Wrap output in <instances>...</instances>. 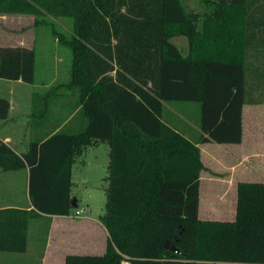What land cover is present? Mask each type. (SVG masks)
Here are the masks:
<instances>
[{
  "label": "trees",
  "instance_id": "trees-1",
  "mask_svg": "<svg viewBox=\"0 0 264 264\" xmlns=\"http://www.w3.org/2000/svg\"><path fill=\"white\" fill-rule=\"evenodd\" d=\"M202 8L183 0H0L2 14L72 19L67 86L77 89L84 119L21 155L0 139V169L28 167L32 205L0 208V252L26 251L31 220L69 214L71 167L103 142L105 250L67 254L64 264H264V182H237L233 220L198 216V144L240 142L242 106L264 103V0H203ZM178 35L185 54L171 40ZM34 73L33 47L0 45V78L32 83ZM174 101L190 111L197 135L167 108ZM9 106L0 96V118Z\"/></svg>",
  "mask_w": 264,
  "mask_h": 264
},
{
  "label": "crops",
  "instance_id": "crops-1",
  "mask_svg": "<svg viewBox=\"0 0 264 264\" xmlns=\"http://www.w3.org/2000/svg\"><path fill=\"white\" fill-rule=\"evenodd\" d=\"M6 15L9 14L0 13V18ZM0 45H24L27 47H33V44H26L23 42H3L0 43ZM34 85L35 76L32 83L22 82L21 80H7L0 78V96H5L10 105L7 117L0 118V139L5 144L10 146L11 149L18 155L28 151L31 141L39 140L41 138L44 139L59 129L76 131L84 123V119H82V114L79 110V105H77L75 101L71 107H69L70 102L63 100L65 94L61 91L54 93L51 97V100L53 101L58 100L57 109L44 114L43 112H40L38 114L40 115V118L36 119L37 102L35 98L39 96L41 92L38 91L39 87L36 88ZM166 106L174 113L175 116H178L177 113L182 110L179 107H183L184 105L172 103L166 104ZM247 108H250V110H256L257 112H263L264 103L244 104L242 106V135L240 142H204L198 144L200 149V158L204 165V169L200 172L199 182V218L202 175L204 171L206 172L210 168L204 164L202 159L204 151L212 148L216 150L222 149V152L219 151L214 154L211 152L208 159L214 167L219 166L226 171V174L223 177H217L219 180L218 184L221 186V191L218 193L224 195L233 188L234 202H236V184L238 181L245 180L264 182V124L260 125V123H253L250 121L247 126L245 118ZM180 118L182 119V117ZM184 120L191 126L192 130H194L197 135L199 130L198 126L193 121L192 123L188 122L187 118ZM186 127L187 126H185V128ZM100 144H105V147L103 148H105L106 153L105 166L107 175V165L110 159L109 145L107 143L100 142L89 147H98ZM83 152L81 154H83ZM39 155L40 152L38 150L36 159H40ZM41 159L46 158L45 156H42ZM251 159H255V162L253 163V161H250ZM252 165L255 166V176L250 178L246 177L249 171L253 172V169H251ZM106 175L104 176V180ZM28 177V167L6 171L0 169V181L4 180L6 182L3 185L0 184V189L4 190L5 195L14 196V199L12 198L10 202L0 203V208L19 207L29 209L32 207L28 194ZM8 179H11L10 181L14 182L8 184ZM213 179L214 180H211H216L214 176ZM71 180L74 183L72 177ZM18 182L20 183V186L18 185ZM5 190H9L10 193L6 194ZM209 212L210 211L207 213ZM100 215L97 216V218L84 216L81 218L82 220H70L69 214L51 215L48 228L43 238L40 240L38 239V241L34 239L31 243L27 241L26 251L22 253L0 252V264H64V258L67 254H101L105 250L108 232L106 227L100 221ZM234 216L235 203L231 218L216 219L212 217H205V219L233 220Z\"/></svg>",
  "mask_w": 264,
  "mask_h": 264
},
{
  "label": "rangeland",
  "instance_id": "rangeland-1",
  "mask_svg": "<svg viewBox=\"0 0 264 264\" xmlns=\"http://www.w3.org/2000/svg\"><path fill=\"white\" fill-rule=\"evenodd\" d=\"M187 8L202 12L203 0H183ZM72 19L66 16H52L46 13L35 16L30 14H9L0 18V43L23 42L33 44L35 51V85L39 87L38 91L46 95L44 101L36 108V119L40 118V112L47 113L57 109L58 100H51L54 93L61 91L65 94V101L70 102V106L77 101V89L67 86L70 79L71 71V51L67 43L64 42L71 38ZM172 42L177 46L182 54L186 53L187 42L182 35L174 36ZM37 90V89H36ZM177 102V101H174ZM76 103V102H75ZM178 103V102H177ZM184 107V106H183ZM261 109V108H260ZM179 117L186 119L190 111L180 110ZM187 114V115H186ZM193 115V114H192ZM260 115V116H259ZM246 125L249 122L264 124L263 112L250 110L247 108L245 112ZM188 122L192 120L187 118ZM194 122V121H193ZM190 123V124H191ZM105 144L98 147H88L83 154L77 156L72 165V197L77 199L76 207L71 206L69 212L70 220H82L84 216L97 218L104 213L106 181V153ZM222 152L214 148L208 149L203 153L204 164L208 167V171H204L201 180L200 190V218L212 217L216 219L231 218L234 211V195L233 188L226 194H219L221 190L217 177H223L226 174L223 168L214 167L209 162L211 152ZM250 161L255 162V159ZM253 172L249 171L246 177L255 176V166H251ZM217 169V170H214ZM210 170V171H209ZM213 176L216 178L215 181ZM212 179V180H211ZM8 179V184L13 183ZM6 183L4 180L0 184ZM234 184V182H233ZM20 186V183L18 182ZM5 193H10L5 190ZM0 203L10 202L14 196H7L4 190L0 189ZM75 209H82L79 215L75 214ZM210 211L209 213H207ZM46 217L33 219L28 227V241L31 243L34 239L38 241L45 235L48 228ZM47 226V227H46ZM1 261V260H0Z\"/></svg>",
  "mask_w": 264,
  "mask_h": 264
},
{
  "label": "water",
  "instance_id": "water-1",
  "mask_svg": "<svg viewBox=\"0 0 264 264\" xmlns=\"http://www.w3.org/2000/svg\"><path fill=\"white\" fill-rule=\"evenodd\" d=\"M71 205L76 207L77 203H76V198L75 197H72L71 198ZM163 247L165 248H169L170 250L172 251H175V252H178L179 249L177 248V246L175 245V243H170L169 240H165L164 244H163Z\"/></svg>",
  "mask_w": 264,
  "mask_h": 264
},
{
  "label": "built area",
  "instance_id": "built-area-1",
  "mask_svg": "<svg viewBox=\"0 0 264 264\" xmlns=\"http://www.w3.org/2000/svg\"><path fill=\"white\" fill-rule=\"evenodd\" d=\"M82 212V209H75V214L79 215ZM121 264H130V262L127 259H123L121 261Z\"/></svg>",
  "mask_w": 264,
  "mask_h": 264
}]
</instances>
